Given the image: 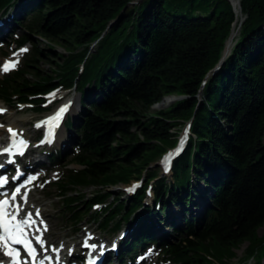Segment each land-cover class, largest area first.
Returning <instances> with one entry per match:
<instances>
[{"label":"trees","instance_id":"obj_1","mask_svg":"<svg viewBox=\"0 0 264 264\" xmlns=\"http://www.w3.org/2000/svg\"><path fill=\"white\" fill-rule=\"evenodd\" d=\"M135 1L0 0V12L22 14L14 23L23 32L9 44L30 46L0 79V102L43 112L46 96L79 93L78 119L65 123L74 151L51 155L64 174L54 196L74 225L88 218L114 233L129 223L135 236L122 252L161 242L169 264H229L243 245L241 264H264V0H237L245 19L222 64L236 22L229 0ZM51 57L55 69L43 74L37 66ZM171 96L182 99L148 112ZM188 124L171 180L159 177L151 166ZM198 181L210 188L206 199ZM135 182L141 187L132 196H111L112 188ZM87 189L95 190L90 198L81 194ZM149 190L153 200L145 205ZM199 204L200 212L187 209ZM173 206L188 215L182 229L166 222ZM155 218L176 241L157 237Z\"/></svg>","mask_w":264,"mask_h":264},{"label":"rangeland","instance_id":"obj_2","mask_svg":"<svg viewBox=\"0 0 264 264\" xmlns=\"http://www.w3.org/2000/svg\"><path fill=\"white\" fill-rule=\"evenodd\" d=\"M229 1L232 6L233 13L235 14V17H236L235 24L238 23L236 24V26L235 24L233 25V30L230 35V36L235 35L234 37L235 39L233 40V43H234L235 40L237 39V35L239 34L240 25L244 21L245 17L241 14V12L239 16L237 15L240 11V8H239L240 5L238 6V9L234 6V4L238 5L237 0H229ZM140 2L141 0H137L133 2L132 5L137 6L139 5ZM12 12H14V9H10L7 15H11ZM12 25L13 27L11 28L13 32L11 34L14 35L13 37H16V35L21 34L23 32V30L20 29L22 27L19 28L18 26L14 24ZM4 29L5 28H3V30ZM6 35H8V33ZM32 40L41 49H46L47 46L49 45L47 41H45V39L43 38L33 36ZM93 46L94 44L91 46V50H93ZM232 47H233V44L231 43L230 49ZM230 49L228 50V53L226 54L224 58H226L229 55ZM22 50L21 49L16 50L14 49L13 46H9V42L7 40L5 41V43L0 42V79L4 75L11 73L15 68H17L21 64L24 55L28 53L29 51V46H26ZM54 50H55L54 53H57V54L64 53V51L58 47H54ZM50 59L52 61L50 62L43 61V63H40L37 66V68L43 74L48 75L50 74L52 70L55 69V62L57 63L58 61L55 57H51ZM6 61L7 62L10 61V64H14L15 66L10 67L9 71L4 72L2 70V66L4 65ZM79 100H80V95L78 92L74 91V89L69 92H63L50 99L49 105L46 107L50 109V111L47 113L41 114V115H36L34 113L36 111V108L32 109V108H29L28 106L12 108V107L4 106L2 103H0V110H2L0 111V130L4 129L5 126L10 125L11 129L14 132L20 135L27 136L30 139H37L39 136H41L40 134L41 130H38L35 128L37 122L39 120L45 119L48 116H50V114H52V112L55 109L62 107L66 102H70L73 108L72 112H69L70 115L68 117H70V119L72 118L73 120L78 119V116L81 110ZM178 100H180V98H177L175 96L168 97L167 100L166 98H164L160 103L151 104L149 106L148 112L151 114L158 110L166 109L167 107H169L171 104L175 103ZM116 120H121V119L116 118ZM184 128H182V130L180 131L178 140L179 138L180 139L184 138L186 134L188 133L189 129L188 128L184 129ZM62 132L65 133L66 141L69 144L64 146L63 149H61L62 147L61 148L58 147L57 144H54L52 146L54 148L65 150L71 153L72 143L71 141H69V139L73 138L74 134L71 133L70 138L68 139L67 132L66 131H62ZM6 133L7 132L2 133V136H0V139H7ZM170 150L172 149L170 148ZM67 159L68 157H66L65 160L67 161ZM45 163H47V165L42 167L43 170L40 169L39 172L37 171L35 175L30 177V178L34 177V179H31V180L35 181V183L33 186L29 187L31 199L26 207L32 208L35 212L36 210H39V217L41 218V220H43L45 224L44 227L48 228V225H50L51 231L49 233V236H46L48 241H45L46 244H48L47 248L49 252L52 250L61 248L62 247L61 244L66 243L68 250L81 253L83 245L77 246L76 244L79 242L78 241L79 238L88 237V235H84V233L87 231L88 233L92 235H96L99 239H101L102 241H106L109 244L115 241L119 237V235L122 234L124 231L129 230V233H130V229L128 228L126 223H123L122 227L119 230L115 231L114 233L101 231L98 228V226L95 223H93L91 220H89L88 218H86L79 224L74 225L70 220V216H69L70 214L65 209H62V205H61L59 198H56L54 196L56 193V189L54 185L56 182L59 181V179H62L64 175L63 170H61V168H57L55 171H50L49 169L51 167V164L49 163V160L46 159ZM161 163H162V160L159 159V161H157L155 164L151 166L152 169L158 171L159 177H163L161 168H160L162 167ZM68 169L78 170L80 168L77 166L71 165L68 167ZM30 178L27 179L24 183L29 182ZM167 178L169 179V181L171 180L170 175H168ZM138 183H141V182H138ZM195 187H196L195 188L196 191L202 197H204V199H206L207 197L205 196V194L209 195L210 188L204 187L203 183L200 181H198L197 186ZM126 189L127 188L123 185L112 188L110 190L112 194L111 196L117 197V195H122V199H126L124 197V195L127 196ZM94 192H95L94 189H87V190L82 191L81 194H84L85 197L90 198L92 197V194ZM199 200L200 198L198 196L196 197L194 196L193 202L196 201L198 203L200 202ZM149 201H150V198L147 196L146 202L149 203ZM201 208H202V205H200V207L198 206L197 208L190 207L187 209H189L194 214L195 212H198V211L200 212ZM79 209L81 210V212H83L82 211L83 209H81V207H79ZM165 215L167 217L170 216L169 218H167V223H169L170 226H171L170 222H172V223H175L176 226L181 229L184 227L183 217H188V215L183 216L180 209L176 208L175 206L172 207L171 215H168V214H165ZM158 233L161 235V237L165 238V240H167L170 243L176 241V238H175L176 234L175 232L172 231L171 227L165 228L164 230L159 229ZM262 233H263V229L258 231L259 235H261ZM45 242H44V245H46ZM152 247L154 248V246ZM152 247L147 251V254L149 252H153L154 255L151 258V261L147 264H168L167 263L168 261L166 259H163L162 257V251L159 248L152 249ZM245 248H246V245H243L239 250L235 251L236 259L229 262V264H241L240 259L243 257ZM67 249L66 251H68ZM247 264H254V261L251 260Z\"/></svg>","mask_w":264,"mask_h":264},{"label":"snow or ice","instance_id":"obj_3","mask_svg":"<svg viewBox=\"0 0 264 264\" xmlns=\"http://www.w3.org/2000/svg\"><path fill=\"white\" fill-rule=\"evenodd\" d=\"M23 51V50H22ZM14 64H10L6 62L2 66V70L4 72L9 71L10 67H14ZM54 95V94H53ZM2 111V110H0ZM66 111V108H61L54 117L49 118L48 121L43 123L51 125L53 121L59 120L61 114ZM41 125L38 124L36 127H40ZM11 137V143L8 147L3 149V153H7L8 155H13L14 149H19L20 147H26V142L23 140L17 141L16 136L17 133L14 132L11 128L8 129ZM50 136V132L48 134ZM46 142H51L48 139ZM18 154L22 155L23 152H19ZM8 163H12L11 160L7 161ZM0 167H3V164H0ZM15 179V178H14ZM30 178L29 183L31 182ZM8 183L6 178H0V187H3ZM23 185L16 187L10 195V198H5L0 200V246H3L6 251L5 255L10 257L11 264H20L19 256H20V249L12 247L13 245H19L21 248L27 252L28 256H30L33 260L36 259V249L33 247L32 240H35L36 244L40 245V247L44 248V241L42 239V231H47V228L37 226V220L33 219V213L28 212L22 219H18V216L23 211L20 205L12 204L10 205V201L15 202L17 197L19 196L24 202L27 201V192L25 191L21 194V188ZM135 187V186H134ZM133 189H129L132 191ZM12 208L9 211V208ZM36 217H39V210H36L35 213ZM40 225H43V220L39 221ZM29 231H34L36 233H41V235H35L32 239H29ZM91 239L90 237L85 239L83 246L84 247H92L95 248V245H89L88 240ZM2 264V262H0ZM40 264H44V261L41 260ZM91 264V262H90Z\"/></svg>","mask_w":264,"mask_h":264},{"label":"bare ground","instance_id":"obj_4","mask_svg":"<svg viewBox=\"0 0 264 264\" xmlns=\"http://www.w3.org/2000/svg\"><path fill=\"white\" fill-rule=\"evenodd\" d=\"M234 6L238 9V5L237 4H234ZM15 18H17V16L5 15V17H4V20H3V28H5L4 30L6 32H8V35L13 32L11 27H13V25H12V24H14L13 23V19H15ZM234 37H235V35L234 36L232 35L231 38H230L231 40H229L227 42L228 44H227V46L225 48V51L223 53V58L228 53V50L231 47V43H232ZM8 63H10V61H8ZM166 100H167V98H166ZM62 108H66V111H64V113L65 114L68 113V115H70L69 112H72V110H73L72 104L70 102H66L62 106ZM9 128H11L10 125L5 126L4 129L0 130V136H2V133H4V132L9 133L8 132V129ZM36 129H38V128H36ZM9 135H10V133H9ZM190 135H191V133H190V130H189L188 133L186 134V136L184 138H188ZM55 144H57L58 147H60V148L61 147L63 148L64 146H66L67 144H69L66 141L65 133H63L62 131L59 133V135L57 136V139L55 140ZM35 146L38 147L36 144H35ZM27 158H29V159L31 158L30 161H29V164H30L29 167L28 166H26V167H23L22 166V165H25L26 164V162L28 161V159L27 160H21L20 162H18L19 163L18 166H12V169L19 170V176L20 177L23 174H25L26 168L27 169L30 168L31 170H33V171H30L31 172L30 175H32L33 173L37 172L39 170V168L47 165V163H45L46 162L45 156H43L42 154H40L38 152H36V153L33 152V154H31ZM171 169H172V167L171 166H168V170H169V174L170 175H171ZM3 171H5V169ZM4 173H6V172H0V175H3ZM16 181H17V179H15L13 182H16ZM34 183H35V181H32L30 184L27 183L26 187H22L21 188V194H23L25 191L27 192V194H28L27 195V200L28 201L31 199V197H30V191H29L28 188L30 187V185L33 186ZM35 213H33V218L35 220L39 221V219H38V217H36ZM38 226L41 227V229H43V227L45 225H40L39 224ZM50 231H51L50 225H48L47 231H42V239H43L44 242L45 241H48V239H47L46 236H49ZM128 234H129V231H125L124 233L120 234L119 237L115 241H113L111 244H109L108 242L102 241L101 239H99L96 235H92L90 233H84V235H88L87 238H89V237L91 238V239L88 240V243L90 245H93L94 244L96 246L95 249L98 252L102 253L103 264H132V263H134V264H147V263H149L151 261V258L154 255L153 252H149L148 254L147 253H144V254L138 256L133 261L131 259H129L128 261L125 260V261H122L121 262L120 260L117 259V252H118V249L117 248H118V245L121 242V240L124 237H126ZM35 235H41V233H36L35 232L34 236ZM87 238H84V237L79 238V240H78L79 242L76 245L77 246L83 245L85 239H87ZM34 243L36 244L35 240H34ZM36 245H38V244H36ZM61 245H62V247L59 248L58 250L61 249V252L62 253H65V251L67 249L66 243L65 244H61ZM159 247H162V246L161 245L154 246V248H159ZM154 248L152 247V249H154ZM82 251H83V247H82ZM67 252H70V250H68ZM0 256H1L0 262H2V264H8L9 263V257L4 254V252H3L2 249H0Z\"/></svg>","mask_w":264,"mask_h":264},{"label":"water","instance_id":"obj_5","mask_svg":"<svg viewBox=\"0 0 264 264\" xmlns=\"http://www.w3.org/2000/svg\"><path fill=\"white\" fill-rule=\"evenodd\" d=\"M230 38H231V36L229 37L228 41H229V40H231ZM226 44H227V43H226ZM223 59H224V58H222V60H221L220 64H222V63H223ZM180 99H181V98H180Z\"/></svg>","mask_w":264,"mask_h":264}]
</instances>
